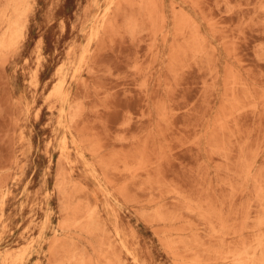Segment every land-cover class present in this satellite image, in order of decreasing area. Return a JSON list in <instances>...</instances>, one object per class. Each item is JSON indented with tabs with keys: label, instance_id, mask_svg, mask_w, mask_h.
Listing matches in <instances>:
<instances>
[{
	"label": "rangeland",
	"instance_id": "rangeland-1",
	"mask_svg": "<svg viewBox=\"0 0 264 264\" xmlns=\"http://www.w3.org/2000/svg\"><path fill=\"white\" fill-rule=\"evenodd\" d=\"M0 264H264V0H0Z\"/></svg>",
	"mask_w": 264,
	"mask_h": 264
},
{
	"label": "bare ground",
	"instance_id": "bare-ground-1",
	"mask_svg": "<svg viewBox=\"0 0 264 264\" xmlns=\"http://www.w3.org/2000/svg\"><path fill=\"white\" fill-rule=\"evenodd\" d=\"M95 31H96V30H95ZM83 57H84V56H83ZM60 66L62 67V65H60ZM60 66H59V67H60ZM61 67H60V68H61ZM61 71H62V68H61ZM34 72H35V71H34ZM63 142H64V144H65V143H66V140L64 139ZM64 144H63V145H64ZM63 149L65 150L66 148H63ZM48 217H49V216H48ZM44 220H45V219H44ZM117 234H119V233H117ZM122 241H123V240H122ZM6 261H7V260H6ZM6 263H7V262H6Z\"/></svg>",
	"mask_w": 264,
	"mask_h": 264
}]
</instances>
